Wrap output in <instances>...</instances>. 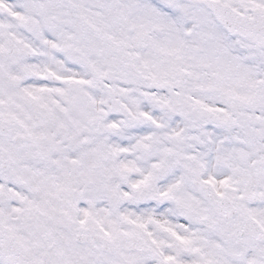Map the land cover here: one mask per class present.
Listing matches in <instances>:
<instances>
[{
    "label": "snow or ice",
    "instance_id": "snow-or-ice-1",
    "mask_svg": "<svg viewBox=\"0 0 264 264\" xmlns=\"http://www.w3.org/2000/svg\"><path fill=\"white\" fill-rule=\"evenodd\" d=\"M0 264H264V0H0Z\"/></svg>",
    "mask_w": 264,
    "mask_h": 264
}]
</instances>
